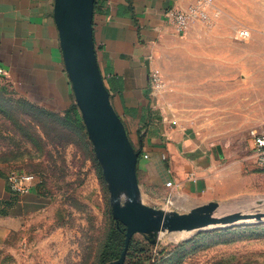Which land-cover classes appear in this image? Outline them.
Masks as SVG:
<instances>
[{"label":"crops","instance_id":"0c3cea01","mask_svg":"<svg viewBox=\"0 0 264 264\" xmlns=\"http://www.w3.org/2000/svg\"><path fill=\"white\" fill-rule=\"evenodd\" d=\"M212 1L218 13L211 8L208 21L192 22L182 34L164 23L163 13L167 7L187 8L192 0H95L93 9L95 52L111 103L132 144L139 142L138 135L148 136L142 138V153L149 156L141 153L137 163L140 190L142 184L166 189L164 200L179 201L178 212L210 201L220 206L221 200L238 197L241 191L254 192L247 185L261 177L250 132L264 134V33L252 32L247 25L251 32L246 38L237 31H193L213 27L235 5L233 0ZM53 4L0 0V68L26 89L53 88L54 77L68 96L72 87ZM213 36L223 46L195 48V54L185 46ZM193 55L199 56L195 63ZM181 58L188 62L184 67L178 65ZM173 66L176 78L168 75ZM154 70L160 75L159 87L152 85ZM196 119L210 123L197 130L185 122ZM229 120L238 125L223 131ZM213 126L211 136L208 127ZM45 203L36 185L18 195L0 174V250Z\"/></svg>","mask_w":264,"mask_h":264},{"label":"rangeland","instance_id":"374dc122","mask_svg":"<svg viewBox=\"0 0 264 264\" xmlns=\"http://www.w3.org/2000/svg\"><path fill=\"white\" fill-rule=\"evenodd\" d=\"M233 1L235 5L227 8L213 27L193 31L235 34L240 26L247 25L252 32L264 33V0ZM185 46H191L195 54V48L223 45L213 36ZM183 58L179 59L180 67L188 63ZM192 58L195 63L199 56ZM262 58L257 57V61ZM168 70V75L176 78L175 67L172 72L171 67ZM51 82L53 88L26 89L8 74L0 78V172L6 176L35 175L39 179L36 186L46 198L42 209L32 213L6 240L0 250V264H112L121 255L125 235L115 228L108 189L73 91L67 96L59 81L53 77ZM185 122L197 130L210 123L200 119ZM224 123L223 131L238 125L237 120ZM208 128L214 136L215 127ZM143 137L148 136L138 135L139 142L132 144L140 154L144 152ZM247 186L255 191H241L238 197L221 200L215 215L264 213L263 176ZM141 190L147 205L165 210L179 207V201L164 200L166 189L142 184ZM122 264H264V218L190 231H164L153 243L135 233Z\"/></svg>","mask_w":264,"mask_h":264},{"label":"water","instance_id":"95a60500","mask_svg":"<svg viewBox=\"0 0 264 264\" xmlns=\"http://www.w3.org/2000/svg\"><path fill=\"white\" fill-rule=\"evenodd\" d=\"M95 0H54L53 17L59 32L64 67L108 189L111 213L125 226V244L112 264H122L131 237L141 233L155 242L160 232L190 231L244 220H263L264 213L215 215L210 201L187 212L145 204L137 176L140 151L132 145L115 111L95 52L92 17Z\"/></svg>","mask_w":264,"mask_h":264},{"label":"built area","instance_id":"2783aa9c","mask_svg":"<svg viewBox=\"0 0 264 264\" xmlns=\"http://www.w3.org/2000/svg\"><path fill=\"white\" fill-rule=\"evenodd\" d=\"M214 7L212 0H192L187 8L167 7L163 13L164 23L170 26L176 33L182 34L186 31L188 26L195 21L206 22L209 20L208 11ZM214 13L218 10L214 7ZM251 30L248 27L240 26L237 33L241 38H246L250 35ZM6 75L3 68H0V78ZM152 85L159 87L161 85L160 75L158 71H152L151 74ZM253 140V151L255 153V169L264 178V134L251 130L250 132ZM143 158H147V153H142ZM8 183L12 191L18 195L30 191V189L39 183V179L31 173H12L7 176ZM172 181L167 180L166 186H171Z\"/></svg>","mask_w":264,"mask_h":264},{"label":"trees","instance_id":"16d2710c","mask_svg":"<svg viewBox=\"0 0 264 264\" xmlns=\"http://www.w3.org/2000/svg\"><path fill=\"white\" fill-rule=\"evenodd\" d=\"M0 174H3V173L0 172ZM115 228H116V230H118L119 232H121L122 234L125 235V226L121 222L117 221L116 225H115ZM124 244H125V237H124ZM128 246H129V244H128ZM123 248H124V246H123Z\"/></svg>","mask_w":264,"mask_h":264},{"label":"bare ground","instance_id":"6f19581e","mask_svg":"<svg viewBox=\"0 0 264 264\" xmlns=\"http://www.w3.org/2000/svg\"><path fill=\"white\" fill-rule=\"evenodd\" d=\"M209 227H215V226H208V228H209Z\"/></svg>","mask_w":264,"mask_h":264}]
</instances>
